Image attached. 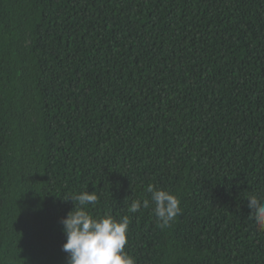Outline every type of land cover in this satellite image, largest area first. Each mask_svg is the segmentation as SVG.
I'll use <instances>...</instances> for the list:
<instances>
[{
    "label": "trees",
    "instance_id": "obj_1",
    "mask_svg": "<svg viewBox=\"0 0 264 264\" xmlns=\"http://www.w3.org/2000/svg\"><path fill=\"white\" fill-rule=\"evenodd\" d=\"M84 191L136 264H264V0H0V264H67Z\"/></svg>",
    "mask_w": 264,
    "mask_h": 264
},
{
    "label": "clouds",
    "instance_id": "obj_2",
    "mask_svg": "<svg viewBox=\"0 0 264 264\" xmlns=\"http://www.w3.org/2000/svg\"><path fill=\"white\" fill-rule=\"evenodd\" d=\"M147 191L151 194L154 213L161 226H169L182 211L179 198L151 184ZM71 198L73 201L78 200L80 207L69 212L61 221L66 236L62 250L68 254L67 264H136L135 258L125 251L129 217L125 216L120 221L110 215L94 218L85 210V206L97 203L98 195L95 191H84ZM246 199L249 201V215L258 228H264V198L251 195ZM148 206V200H136L131 203L129 210L136 213L141 207Z\"/></svg>",
    "mask_w": 264,
    "mask_h": 264
}]
</instances>
